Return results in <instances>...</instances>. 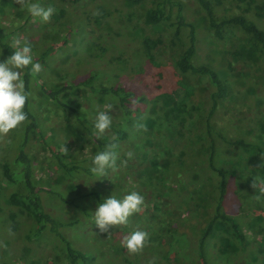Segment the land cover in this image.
Returning a JSON list of instances; mask_svg holds the SVG:
<instances>
[{
	"label": "trees",
	"instance_id": "obj_1",
	"mask_svg": "<svg viewBox=\"0 0 264 264\" xmlns=\"http://www.w3.org/2000/svg\"><path fill=\"white\" fill-rule=\"evenodd\" d=\"M75 1L79 2V0ZM195 1L205 14L212 35L224 38L228 33L234 34L235 28H239L244 33L243 42L248 50L257 55L264 70V29L253 18L257 16L264 19V0ZM128 2L132 6L149 3L145 8L143 21L150 27L167 26L168 36L166 34L165 39L170 41L175 50L173 65L176 75L180 77L177 86L185 90L184 97L188 99L192 88L181 77L205 78L210 87L208 104H202L198 118L188 123H185L186 120L172 118L170 125L167 118H154L150 115L147 120L155 124L154 127L159 131L167 129L166 125L182 124L183 128L193 135L191 142L179 152H169V161L161 164L154 175L137 176L139 180L137 181L135 176H131L132 173L127 167L122 175L117 176L116 173L119 188L122 183L130 187V181H134L135 184L140 182L145 187L142 190L135 188L141 192L140 195L143 196V193L147 195L152 191V200H146V209L140 214V218H137L138 213H136L129 218L127 225H120L124 227L119 228L133 232L137 228L131 227L136 225L148 232L150 239L143 252L129 254L122 247L121 241L117 244L119 248L114 246L113 239L116 237L97 231L99 229L89 230L85 238L92 244L94 241L95 246L97 244L104 246L109 263H113V259H118L116 264H223L218 263L212 255V239L219 237L218 234L221 233L218 225L221 223L227 227V235L232 240L227 237L229 243L243 245L250 229L245 226L235 204L242 207L254 203L264 213V193L260 191L261 186L258 184L257 189L251 186L254 178L264 180V143L249 139L245 135H231L216 123L220 107L231 95L232 89L214 66L197 61L200 25L190 20L186 2L184 0H128ZM85 10L88 12V9ZM97 13L94 19L99 22L105 12ZM36 18L29 15L24 23ZM81 25V22H77L73 30L82 33ZM15 32L0 18V62L6 60L16 50L14 41L20 39ZM85 36H88V32ZM50 39H53V36L42 39L41 44L37 41L27 42L32 48L34 61L41 63L43 70L35 77L30 75V68L22 70L26 91L32 95L33 85H38L54 110H60L71 126L90 139L96 146L97 153L104 151L108 144L115 143L117 145L115 151L119 155L123 141L131 136L132 127L141 124L144 111L141 105L145 103L147 106L146 96L123 82L105 84L102 81V73L92 68L81 75H74L71 66L65 65L66 63L57 65L56 70L59 72L55 73V80H51L46 72L51 73L53 64L55 65L54 55L49 49H40ZM165 39L163 36L156 38L145 36L142 42L145 64L147 63L151 70L157 69L156 75L159 81L164 80L166 75L161 64L156 60L155 49L164 44ZM22 41L23 46L26 40ZM95 43L102 51L107 49L105 45ZM157 86L162 87L161 84ZM76 88H84L100 96H112L121 111L123 126L112 124L109 130L112 134L97 139L94 121L89 117L87 110L63 97ZM164 95L169 100L175 101L181 97L180 88L172 93L164 92ZM24 110L28 120L15 129L14 145L11 147V152H14L4 156L2 170L4 181L14 185V190L8 195L11 203L31 215V227L25 238L28 242H33L44 234H53L63 243L71 264H96L98 256L92 250L80 249L64 234V228L67 226L82 225L84 221L60 217L48 210L45 202L52 198L58 199L71 207H79L84 215L94 217L91 204L98 205L111 195L122 200L125 195L121 191L111 193L113 189L104 190L95 185L88 190H81L80 195L76 197L75 194L58 186L37 182L36 160L29 150L32 138L36 134L40 135L47 147L51 163L66 178L74 179L85 173L93 175V172L92 167L84 165L75 153L63 154V150L52 146L50 138L45 135L41 116L33 106L31 96ZM245 187L251 190L248 191L251 194L243 193ZM2 196L3 192L0 188V197ZM85 200H89L91 204L87 202L86 204ZM152 205L157 209H163L159 221H151L149 207ZM112 242V246L108 245Z\"/></svg>",
	"mask_w": 264,
	"mask_h": 264
},
{
	"label": "rangeland",
	"instance_id": "obj_2",
	"mask_svg": "<svg viewBox=\"0 0 264 264\" xmlns=\"http://www.w3.org/2000/svg\"><path fill=\"white\" fill-rule=\"evenodd\" d=\"M184 1L187 4L190 20L200 25L197 61L214 66L232 89L231 95L220 107L216 123L231 135H245L249 139L264 143V70L261 68V61L253 51L248 50L243 42L245 34L239 28H235L234 34L228 33L224 38H218L212 35L206 16L198 2ZM31 2L40 3L45 8L48 6L55 8L56 11L50 22L44 23L37 17L24 23L25 18L30 14L16 0H0V18L8 28L16 31L15 34L19 36L21 44L22 40L37 41L41 44L42 39L53 36V39H50L45 46L40 47L41 50L45 48L51 50L55 58V65L53 64L55 69L52 68L51 73L46 72L48 78L55 80V73L59 72L56 70L59 63L71 66L74 75H81L92 68L102 73V81L105 84L123 82L143 93L148 101L147 106L145 103L141 105L144 111L140 120V125L147 130L145 131L137 124L132 127L131 136L123 141L121 146L122 150L116 161L117 170L107 169V176L104 177L85 173L74 179L66 178L51 163L47 147L40 135H34L29 150L36 160L37 182L58 186L75 194L76 197L80 195L81 190H88L95 185L104 190L113 189L111 193L121 191L127 195L129 192L136 191L140 194L141 192L135 189H143L144 186L140 182L135 184L134 181H130V187L122 183L119 188L116 173H118L117 176L122 175L127 167L132 173L131 176H135L136 179L137 176L154 175L161 164L169 161V152H179L188 146L193 135L189 134L180 123L170 126L171 119L178 118V120L187 121L180 122L188 123L198 118L201 105L208 104L210 87L207 80L195 76L181 77L192 88L188 99L184 97L185 90L177 86V80L180 77L176 75L173 65L175 50L170 41L165 39L166 34L168 36L167 26L150 27L143 21L145 8L149 3L132 6L128 0H79V2L31 0ZM85 9H88V12H85ZM103 11L105 13L99 22L95 21L94 13ZM253 18L264 29V19L257 16ZM77 22L82 24V33L73 30ZM86 32L88 36H85ZM145 36L152 38L163 36L165 39V43L155 49L156 60L161 64L166 75L164 80L159 81L156 75L157 69L151 70L148 64H145L142 48ZM95 42L105 45L107 49L102 51ZM68 71L70 72V69ZM158 84L162 87H158ZM179 88L181 97L175 101L165 97L164 92L172 93ZM31 97L33 106L41 116L45 135L50 138L52 146L60 150L66 147L67 153H75L84 165L93 167L92 160L97 154L94 143L71 126L60 110H54L38 85H33ZM63 97L87 110L92 121H95L99 111L106 110V106L111 104L112 124L123 126L118 103L110 95L100 96L84 88H76ZM150 115L154 118H167L170 125L164 124L167 129L159 131L154 127L155 124L147 120ZM146 124L147 127H145ZM109 134L112 132L108 130L104 135ZM13 139H15V129L7 136L0 138V188L3 192V196L0 197V244L7 246H0V264H71L64 251L63 243L53 234H44L33 242H28L25 238V234L31 227V215L11 203L8 195L14 190V185L7 184L3 179L4 156L13 154L14 151L11 152V147L14 145ZM129 151L134 153V158L131 160H128L125 155ZM125 160H127L126 164L123 163ZM243 191V193L251 194L248 192L251 191L248 187H245ZM151 196L152 191L147 195L143 193L144 205L138 213V219L146 209V200H152ZM84 202L91 204L89 200ZM45 205L48 210L60 217L84 221L82 225L67 226L64 228V234L80 249L92 250L98 256L96 264H116L119 261L113 259L114 262L109 263L104 246L98 244L95 246L94 241L92 244L86 240V232L98 229L94 223V217L84 215L79 207H71L54 198L46 200ZM91 206H93L91 212L94 214L98 205L91 204ZM238 206L236 203L238 214L245 222V226L250 229L247 239L243 245L229 243L231 238L227 235V227L220 223L218 229L221 233L218 234L219 237L212 239L213 258L223 264H264V213L254 203L250 206ZM149 211L151 221H159V215L163 209H157L152 205ZM121 227L124 226L119 225L110 229L111 235L116 237L113 239L114 246L118 248L119 241L132 233V231L126 232L119 229ZM9 228L13 235H9ZM131 228L144 231L141 226L134 225ZM104 234L108 235V233ZM113 242L108 245L112 246ZM121 259H123L122 256Z\"/></svg>",
	"mask_w": 264,
	"mask_h": 264
},
{
	"label": "clouds",
	"instance_id": "obj_3",
	"mask_svg": "<svg viewBox=\"0 0 264 264\" xmlns=\"http://www.w3.org/2000/svg\"><path fill=\"white\" fill-rule=\"evenodd\" d=\"M16 2L22 8H26L32 17H38L44 23L50 22L56 11L52 6L45 8L40 3H33L31 0H16ZM96 14L98 13H94V15ZM14 47L16 50L13 54L0 62V138L7 136L10 131L17 129L28 120V115L24 109L31 93L26 91L22 70L30 68V75L33 77L43 70L41 63L34 61L32 48L29 43L25 42L21 47V41L15 40ZM111 109L112 105H107L106 110L99 111L95 118L94 128L97 139L102 137L112 126ZM139 127L144 128L143 125ZM144 130L146 131L147 129L144 128ZM116 147L115 143L108 144L104 151L94 156L92 160L94 166L91 168L94 174L104 177L107 176V169L117 170L118 153L115 151ZM67 152L68 149L64 147L63 154H67ZM125 155L128 160L134 158V153L131 151ZM123 163L126 164L127 160L123 161ZM258 184L264 185V180L254 178L251 186L257 189ZM260 191L264 193V186L260 187ZM143 205L144 197L136 191L125 195L122 200L111 195L98 204L94 212V223L101 233H108L110 236L111 228L127 225L129 218L139 213ZM8 233L13 235L10 228ZM149 239L148 232L136 230L124 236L121 240V245L129 254L135 255L143 252ZM0 246L7 247L2 244Z\"/></svg>",
	"mask_w": 264,
	"mask_h": 264
}]
</instances>
